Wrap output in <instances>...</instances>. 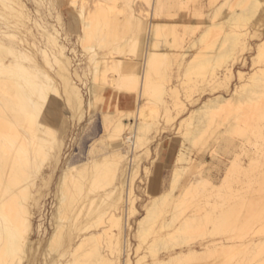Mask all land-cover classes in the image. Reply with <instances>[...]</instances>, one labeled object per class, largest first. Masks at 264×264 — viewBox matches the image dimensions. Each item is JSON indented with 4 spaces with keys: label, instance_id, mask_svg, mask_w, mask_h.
Here are the masks:
<instances>
[{
    "label": "bare ground",
    "instance_id": "obj_1",
    "mask_svg": "<svg viewBox=\"0 0 264 264\" xmlns=\"http://www.w3.org/2000/svg\"><path fill=\"white\" fill-rule=\"evenodd\" d=\"M30 1L0 0V264H38L40 257L44 262L39 264H48V260L49 264H119L121 260L123 264H131L124 257L129 252L126 227L130 223H127L136 211L133 179L140 172L142 157L149 154L152 133L158 131L161 118L166 122L173 119L170 104L175 110L184 107L176 87L170 86L175 63L178 70L182 68V77L199 78L198 83L214 89L227 90L234 77L237 82L228 95H212L182 120L185 126L182 142L168 183L156 188L160 197L148 202L144 214L135 221V237L140 240L164 232L148 245V255L140 256L134 264H185L192 259L197 263L199 258L204 261L205 256L213 255L222 257L225 264H232L237 256L246 255L248 246L257 248L260 244L251 243L253 239L242 248L243 242L237 246L224 241L199 244L194 241L201 236L196 237L197 232L209 224L215 231L226 226H233L239 232L249 230L253 217L255 220L257 213L264 214L262 201L246 202L244 216L237 207L213 214L199 204L194 206L193 214L184 215L191 206L188 196L193 191L219 194L223 189L232 193L228 184L224 186L223 179L211 184L200 176L201 171L188 177L189 167L194 166L193 151L198 148L197 166L203 167V158L215 145L221 151L229 147L242 150L250 143V136L259 134V123L264 122V66L236 74L232 68L235 56L246 48V37L257 35L249 29L262 12L264 0H239L244 9L240 13L230 12L225 19L229 32L223 31V24L207 25L196 43H210L213 51H218L212 56H208L213 53L210 51L203 58L191 59L185 58L187 52L178 53L173 48L176 25L167 29V24L158 20L161 10L187 4L185 0H121L131 15L124 36L129 48L126 50L134 58L123 55L120 30L123 26L119 19L113 21L115 8L98 5L91 14L93 11L84 12L85 0ZM228 1L222 0V5ZM134 2L141 6L151 2V10L144 11L139 5L134 9ZM32 3L35 7L30 8ZM37 5H49L51 13L55 10L59 30L57 25L49 27L50 30L47 24L40 23ZM65 6L80 25L78 40L88 41L92 34L113 38L112 43L103 41L105 47L89 48L86 44L85 52L93 60L88 70L85 67L90 73L89 83L82 81V72L78 74L80 65H72L75 61L71 58L76 52L67 48L70 32L62 17L65 10L61 9ZM79 6L80 10L76 11ZM217 36L219 41L214 40ZM95 38L98 40V37L92 40ZM109 46L114 47L112 51L109 48L108 53L100 51ZM69 50L75 54L71 58L67 55ZM251 61L252 66L264 63V38L256 44ZM76 82L85 84L88 108L99 111L100 129L97 135L92 132L95 135L83 157L61 166L54 192V226L46 246L42 247V243L33 240L34 210L38 208L42 188L48 185L59 166L67 123L64 107L67 105L74 111L84 104ZM141 148L143 154L138 155ZM214 152L219 154L217 149ZM245 175L250 178L251 173ZM183 177L189 178L185 185L181 183ZM257 182L264 189V170L258 172ZM259 207L261 211L257 212ZM163 214L157 231V222ZM260 243L264 246V238Z\"/></svg>",
    "mask_w": 264,
    "mask_h": 264
},
{
    "label": "rangeland",
    "instance_id": "obj_2",
    "mask_svg": "<svg viewBox=\"0 0 264 264\" xmlns=\"http://www.w3.org/2000/svg\"><path fill=\"white\" fill-rule=\"evenodd\" d=\"M85 1H86V3L84 4L85 13H89L90 11H93V10L95 11V8L98 5H102L104 7L111 6L115 8V14L113 17V21H116V19H119L121 26H123V28H120V30L123 31V40L122 42L119 41L118 43L121 42L123 45V55L128 54L127 57L129 56L131 58L132 55L129 54L128 52L129 48L127 44L125 43V36H124L125 24L131 18L129 9L128 8H126L127 10L124 9L125 5L123 4L121 0H85ZM184 2H187V4L173 5L168 10H161L158 14V15H161V17H159L158 20H163V22L167 24L166 26L167 29L175 27L174 25H176V27L174 28L176 43L173 46V48L178 53L187 52V55L185 56L186 59H191L194 57L203 58L208 52L213 51V49L209 46L210 43H204L202 45L196 43V40L198 39L200 33L207 27V25L209 24H221L222 25L223 24L224 25L223 31L229 32L230 29L229 27L226 26L227 23L225 21L227 15L230 12L240 13V11L244 9L243 5H240L239 0H229L226 5H222L224 3L222 2V0H218V1H215V0H185ZM138 3L137 2L133 3L134 9H138V5L140 4ZM144 3H141L144 6L139 5V8L143 7L142 9L144 11H150L151 4L149 7V3L151 2H148V3L144 2ZM79 5H81V3ZM29 6L30 8L35 7L34 3H32V6L31 4H29ZM42 6L43 7H40L39 5L36 6V8H38V10L41 12V13H38L40 15H37V18H39L40 23L41 24L43 23L45 25L47 24L48 28L49 27L52 28V26L55 27L58 24L55 21L56 20L55 10H53L51 13V11H49V8H48L49 5H46V6L42 5ZM86 6L88 7V12L86 11V8H87ZM147 6L150 9H148ZM219 6L223 7V9H220L221 7ZM61 9L65 10L68 8H66L65 6ZM216 9H220V11L216 13L215 12ZM79 10H80V6L78 7L76 11H79ZM94 11L91 12V14H93ZM47 12L49 13V15ZM42 13H44V17ZM73 13L76 15V12H73ZM120 13L121 15H119ZM62 15H63L62 17L64 19V23H66L67 27L69 28V32H70V34L67 36L68 38L67 43L69 45L68 46L66 44L68 46L67 48L68 49L70 48V50H74L76 52V55H75L71 53L69 50L67 55L70 58L72 57V55L73 56L75 55L76 59L75 57L71 58V59L73 58L75 59V60L74 59L72 60V61H75L74 63L72 62L73 63L72 65L74 67H76L77 64L80 65V67L78 68V71H79L78 74L79 73L81 74L82 72V74L80 75L83 78L82 81H84V83L86 82L89 83V80H91V77H90L89 71L87 70L90 68V66H92L93 60L90 59V53L88 51L85 52L86 48L88 46L89 48L91 46L95 48H99L100 45H103V41L105 39L108 41H104V42L112 43L113 38L111 36H108L107 38L106 35L104 36L102 35L103 36L102 38L100 34H96V35L92 34V36L90 37L91 39L89 38L88 41L84 42V41L78 40L77 37L80 34V25L78 21L74 19L72 13H70L68 10L63 11ZM45 18H46V21H45ZM169 24H173V25L170 26ZM187 25L188 27L192 25V27H190L191 29L188 28ZM194 25H196L197 28L193 27ZM56 28L59 30L58 25L56 26ZM249 30L252 31V33L254 32L257 33V35L254 37H246V40H245L246 48L243 50V52H240V51L238 52V55L235 56L237 57L236 61H234L235 63H233L232 65L234 74H236L237 71H243L245 73H250L252 71V68L264 66V63H259V64H256L255 66H252V61H251V57L254 54L256 44L262 38H264V8L262 12H260L258 19L252 21L251 27ZM112 32L113 31L111 30L110 34H112ZM215 33L218 34V31H215ZM97 35H99L101 38H99V36ZM93 36L98 37V40L97 38H95V41L94 39L92 40V38H94ZM62 37H64V34ZM142 40H143L142 43L144 44L146 40V36L144 35V33L142 36ZM214 40L219 41L218 36L215 37ZM98 41H102V44L101 42H99L100 44H98ZM91 43H93L94 45ZM114 45H116V43H114ZM103 46L105 47V45ZM108 48H109V51H112L111 49L114 47L109 46L107 47V50L105 48H102L103 50H100V51L108 53ZM162 50L167 51L166 49H162ZM217 51H213V53H209L208 56H212L213 54L217 53ZM87 52L88 54H86ZM178 59H179L178 61H180V58ZM85 64L89 66H86ZM140 65L141 63L138 64V67H140ZM85 67L87 70H85ZM171 73H172V79H171L172 81H171L170 86L172 85L176 87L178 91V97L180 98V101L183 103L184 107L182 109L175 110L173 106L170 104L171 115L173 116V119L171 118L172 120L170 119L166 122L163 120V118H161L160 123L158 124L159 125L158 131L152 133L153 139L151 140L148 146L149 154L146 155V157L145 155L142 157L143 159L140 162L141 166L139 167L140 172H138L137 176H135V178L133 179L134 181L132 183V188H133L135 197L137 198L136 211L134 212L133 215L130 216L128 220L129 222L127 223V225H129L130 223V225L126 227V234H127V238L129 241V244L127 245L128 247L127 249L129 250V252L127 251L124 257V259L128 258L131 261V264H134L135 261L140 256L145 255V254L148 255V251H147L148 245L152 243L154 239L158 238L160 234L164 232V231H162L161 233L157 232V234L153 233L148 237L147 240H143V239L140 240L137 237H135L136 236L135 221L138 220L144 214L145 205H147L148 202H150L151 200H154L157 197H160V193L157 192L156 188L162 184L168 183V179L170 178L174 158L178 154L179 147L182 142L181 135L185 128L183 123L181 124L182 120L187 119L191 111L198 108L199 107L198 105H200L202 101L206 100L212 95H215L217 93H220L224 96L228 95L230 91L232 90V88L234 87V84L237 82V80H235V77L232 80H230L229 88H227L228 91L226 89H223L222 87H220L222 88V90H219L218 87L214 89L210 86H205V85H202L201 83H198L199 78H195L193 76H190L189 78L182 77L183 76L182 68L180 67V70H178V65L176 63L173 66ZM87 75L89 76L87 77ZM184 80L185 81L189 80V82L187 81V84L183 87L181 86V84L183 83ZM77 85L80 88L83 103L85 105L83 104L81 109L77 108V109H74V111H72L67 105L66 107H64V115H66L64 117L67 118V123H66V131L64 134V142H63V147H62L61 158L58 164L59 166L54 172L52 179L48 182V185L45 188H42L41 190L42 196L39 198L38 208H35L34 210L33 240L36 242L42 243V247L46 246V241L48 237L50 236V234L52 233L53 226H54L52 223L53 222L52 214H53L54 205H55L54 192H55V187H56L58 177L60 175V170L64 165H66V163L74 162L80 159L81 157H83L85 149H87V147L89 146V143H91L93 139L92 138L93 135H95L93 133H96L97 135L98 128L100 129V122L98 121L99 111L90 110L88 108V105H87L88 96L86 95L85 86H83L85 84L78 83ZM188 89H192V90L191 92H188L187 94ZM100 109H102V106H100ZM71 111L72 113L73 112L74 113L72 114ZM95 114L97 116H95ZM94 127L96 128V130ZM179 128L181 129L183 128V129L180 130ZM258 129H259V134H256L255 136H250L249 137L250 143L245 144L242 150L229 147V149L224 148L222 152L220 150L221 148H217V145H215L214 149H217L219 151V154H217L218 152L215 153L214 149H212L209 152V154L205 155V157L203 158L204 160L202 163L203 167L197 166L198 162L196 160L197 158L196 156L199 154L197 152L198 148L193 151V154H191V158H192V161H194V163L192 162V164H194V166L198 168L191 165L192 167L190 166L188 169L189 171L188 177H190L193 173L201 171L200 176L203 177L204 179H209L210 183L212 182L211 184H214V185L218 184V182L221 179H223V181H225L224 186L228 184V186H230L231 188L232 193H228L227 190H223V189L219 194L215 192H212L213 193L212 194L208 190L200 192V194L194 193L195 191H193V193L188 196L189 203L191 206L189 207V209H187L184 216L193 214L192 211L194 210V206L196 204L207 207V211L209 210L213 211V214H218L219 212L223 210L226 211V210H229L230 208L237 207L238 213L241 216H244L246 214L245 204L248 201H253V202L262 201L263 203L261 205H264V189H262L257 182L258 172L264 170V122L259 123ZM210 140L211 138L208 139V141ZM139 153L143 154L142 148L137 150L138 155H140ZM132 157L133 155L131 156V153H130L129 158H132ZM202 169L203 171L205 170L204 171L205 176H202L203 175ZM245 172L251 173L250 178L245 175ZM188 177L182 178L181 183L183 185H185L189 181ZM235 191H239V192L236 193ZM175 196H177V193ZM39 210L42 212H40ZM258 210L259 212L261 211L260 207L256 211L258 212ZM164 216H165L164 214L161 215L157 222V225H158L157 231L159 230L161 226V219H163ZM255 217H258V218H255L254 220V217H253L252 219L253 221H251L250 227L248 228L249 230L240 231V232L237 231L233 226H226L224 229H221L220 231H215V229L209 224L205 228H203L202 231L200 230L197 232L198 234H196L195 236L196 237L198 235H201V236L197 237L196 241L194 242L196 244H199V243H208L212 241H224L227 243L228 242H232L234 244L236 243L235 245L237 246L242 244L243 242L244 245L242 244L240 245L241 247L239 246L240 248H242V246H245L251 239H253L251 243H259L261 245L260 240L261 238L262 239L264 238V214L260 215L259 213H257ZM62 222L66 223V220H63ZM99 226L100 227L102 226L101 222L99 223ZM90 230L94 231V229H90ZM245 232L246 233L248 232V233L246 234ZM241 237L244 239H242ZM260 245L257 248L256 246L255 247L248 246V248H246L247 250L245 249L246 255L243 257L241 255L237 256L236 260L232 264L236 262L237 264H240V263L242 264H264V246H260ZM41 258L42 257L39 258L40 261L38 260V264L40 262L41 263L44 262ZM52 258L54 259V257ZM222 259H223L222 257L218 258V256L216 255L205 256V260L203 258L204 261L200 260L199 258L200 261L197 260L198 262L196 263V260L192 259V260L187 261L185 264H191L192 263L191 261H194V260L196 264H225L224 263L225 261ZM147 261L150 263L151 258L147 259ZM47 262L48 264L50 263L49 260ZM119 264H123V260H121V263Z\"/></svg>",
    "mask_w": 264,
    "mask_h": 264
}]
</instances>
